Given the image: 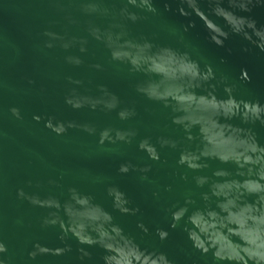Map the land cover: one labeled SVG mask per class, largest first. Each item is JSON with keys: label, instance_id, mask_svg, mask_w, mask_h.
Listing matches in <instances>:
<instances>
[{"label": "water", "instance_id": "water-1", "mask_svg": "<svg viewBox=\"0 0 264 264\" xmlns=\"http://www.w3.org/2000/svg\"><path fill=\"white\" fill-rule=\"evenodd\" d=\"M0 264H264V0H0Z\"/></svg>", "mask_w": 264, "mask_h": 264}]
</instances>
